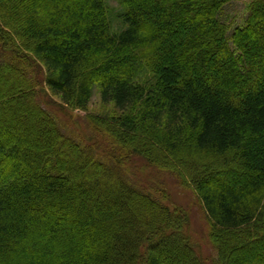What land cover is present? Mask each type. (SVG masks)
<instances>
[{"label": "trees", "instance_id": "1", "mask_svg": "<svg viewBox=\"0 0 264 264\" xmlns=\"http://www.w3.org/2000/svg\"><path fill=\"white\" fill-rule=\"evenodd\" d=\"M236 1L0 0V264H264V0L231 33ZM137 157L192 190L213 261Z\"/></svg>", "mask_w": 264, "mask_h": 264}, {"label": "rangeland", "instance_id": "2", "mask_svg": "<svg viewBox=\"0 0 264 264\" xmlns=\"http://www.w3.org/2000/svg\"><path fill=\"white\" fill-rule=\"evenodd\" d=\"M111 5L114 7V12H115V8L117 7V4L114 1H110ZM250 0H240V1H236L233 2L231 4H228L224 7L223 13L221 14V19L227 23H231V30L230 32L232 33L235 28L239 27V26H243L245 23V20L247 18L248 15V5H249ZM117 9V8H116ZM18 58V56H16ZM2 58V57H1ZM3 62H0V68H2V66L7 62L6 58H2ZM23 63H26L23 59ZM12 71L16 72V68L15 67H11ZM24 69H26V67H23ZM31 68V67H30ZM26 71V70H25ZM33 73V76H36L35 79L38 81H40V69H38L37 67H35V69L33 68L31 70ZM28 73V72H27ZM31 75V74H30ZM32 75L30 77H32ZM21 94H26V91H21ZM52 97V96H51ZM39 98V97H38ZM53 101H59V99L57 97H52ZM111 106L105 107L101 101V97H100V92H99V87L96 86L95 90H94V96L92 98V101L87 109V111H81L75 108H72V112L70 111V113L72 114L73 112L75 114H72L74 116H70V120L72 121V123H80V120L78 117H82L83 120V132L88 135H90V143L93 144H97V138L95 137V135L93 133H90L91 131L89 130L90 128V123L87 122L86 120V116L88 115H98V114H105L107 112H110L111 115H113V111H111ZM110 109V110H109ZM54 110V109H53ZM108 110V111H106ZM70 114V115H71ZM78 116V117H77ZM86 134V135H87ZM84 136V134L82 135ZM88 137V136H87ZM84 141V139H81ZM40 142L43 143V141L41 140ZM86 143V141H84ZM89 144V143H88ZM100 144V143H98ZM99 149V148H98ZM103 151H105L103 149ZM140 158H136L133 159V163L132 165H134V170L136 171V175L135 179L137 181L140 180V184L143 186H146L145 188L150 189L152 191H156L161 193L162 195L165 196V200H167V202L172 205V206H177L179 208H181L188 217V233L190 234L191 237V242L192 244H194L198 250L199 255H201V258L204 261H213V258L215 256V253L213 252L214 247L211 244V239H210V235L208 234V224H207V220L205 219L204 213L201 210V205L199 204V202L195 201V197L192 193V190L189 188V186H182L180 185V181L174 176V174H171L170 172H166V171H161L156 169L155 167H150L148 166L145 161L142 159L141 163ZM143 164V165H142ZM137 167V168H136ZM133 171V170H132ZM210 176L212 178H214V174L213 172H211ZM209 176V177H210ZM148 181L154 182L155 186H153L151 188V186H148ZM143 183V184H142ZM158 184V185H156ZM154 194H156V192H154ZM157 195H159L157 193ZM97 202L100 201L96 200ZM60 220V219H59ZM58 221V219H57ZM34 226H36V228H44L46 225V223H43L42 221H39L38 223H36ZM66 226H68L66 224ZM76 226V225H75ZM64 229H68L71 232L72 235V242L75 240L76 238V233L75 230L73 228H71L70 226L66 227L64 226ZM58 230H60V228H58ZM59 232V231H58ZM237 240H242L239 237H237ZM236 240V241H237ZM235 241V242H236ZM232 243V242H231ZM67 245V243H64L62 245L63 246ZM258 254V255H257ZM261 254H264V250H261L260 252L256 253L255 255H252V259H250V261L255 260L256 258L260 257ZM180 262L177 261H167V264H182V261L179 260Z\"/></svg>", "mask_w": 264, "mask_h": 264}]
</instances>
